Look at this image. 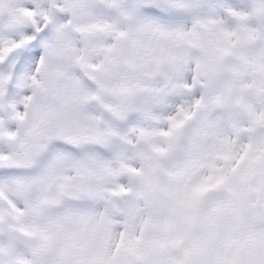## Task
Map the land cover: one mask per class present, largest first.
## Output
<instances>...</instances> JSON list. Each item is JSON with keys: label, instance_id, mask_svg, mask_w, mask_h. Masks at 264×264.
I'll return each instance as SVG.
<instances>
[{"label": "snow or ice", "instance_id": "obj_1", "mask_svg": "<svg viewBox=\"0 0 264 264\" xmlns=\"http://www.w3.org/2000/svg\"><path fill=\"white\" fill-rule=\"evenodd\" d=\"M0 264H264V0H0Z\"/></svg>", "mask_w": 264, "mask_h": 264}]
</instances>
